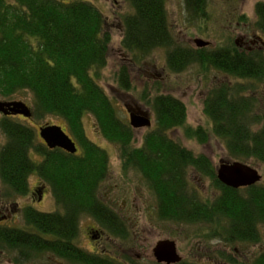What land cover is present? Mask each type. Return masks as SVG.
Wrapping results in <instances>:
<instances>
[{
    "label": "trees",
    "instance_id": "obj_1",
    "mask_svg": "<svg viewBox=\"0 0 264 264\" xmlns=\"http://www.w3.org/2000/svg\"><path fill=\"white\" fill-rule=\"evenodd\" d=\"M128 1L133 12L124 17L122 48L132 52L134 62L156 47H163L167 48L168 65L173 72L192 64L202 69L209 64L233 76L264 77L263 70L249 71L252 67L240 65L237 55L234 59L229 58L230 52L228 57L224 56L220 48L175 46L167 21L166 0ZM200 1L203 0H187V4ZM255 9L264 19V2H257ZM109 43L106 19L89 1L0 0V97L16 99L14 96L20 92H29L32 105L28 106L34 117H60L85 144L84 156L54 154L37 144L33 129L4 118L0 127L6 142L0 149V178L5 188L16 195L25 194L28 176L40 170L39 174H46L57 189L65 191L64 196L55 197L57 204L69 198L77 204L101 206L94 194L69 197L66 193L77 189L93 192L100 183L102 173L97 164L104 163L105 155L100 151L93 153L95 145L85 138L82 126V117L91 114L99 132L117 145L125 170L130 166L145 175L155 193L161 219L202 230L208 234L206 237L224 239L226 244L260 242L258 230L264 228V182L238 189L228 187L217 179L205 156L194 154L175 141L166 130L183 127L186 137L202 143L208 134L201 126L193 128L186 124L185 106L176 96L158 93L147 101L156 114L157 125L142 137L140 146H133V129L120 117L113 100L98 82L108 62ZM116 80L121 89L130 90L125 64L118 68ZM253 102L237 87L217 85L204 101V112L212 122V133L226 143L228 157L264 164V113L257 116ZM255 125L257 130L253 132ZM32 149L44 155L41 164L35 165L30 156ZM190 171L210 179L215 191L212 198H203L202 191L190 184ZM53 215L25 210L24 220L37 227L35 241L21 229L0 227V248L3 243L13 247L22 256L19 261L26 263L36 256L34 253L59 251L61 245L57 240L48 243L43 238L50 233L58 239L65 237L63 246L69 252L70 222L55 223L49 219ZM243 264H264V248Z\"/></svg>",
    "mask_w": 264,
    "mask_h": 264
},
{
    "label": "rangeland",
    "instance_id": "obj_2",
    "mask_svg": "<svg viewBox=\"0 0 264 264\" xmlns=\"http://www.w3.org/2000/svg\"><path fill=\"white\" fill-rule=\"evenodd\" d=\"M63 1L71 2L74 0ZM86 1L91 2L103 13L107 29L110 33L108 62L100 73V77L98 78L99 84L113 100L120 117L128 123V112L125 105H138L142 110L147 112L150 110L148 113L151 119V126L148 128H132L133 146H140L142 137L148 130L155 129L157 125L156 114L151 106L147 104V101L158 93L171 94L184 104L186 124L193 128L202 126L208 134H206V140L203 143L194 137H186L183 127L171 129L170 131L166 130L169 132V135L182 146L190 149L194 154L205 156L212 163L214 170L220 165L221 161L232 160L228 157L226 143L212 133V122L204 114L203 108L206 91L210 87L215 86L216 83H219L225 77L224 74L212 67H209V70L206 71V66L202 69L197 64H193L187 70L173 72L168 65L167 48L163 47H156L146 56H142L143 58L135 59L134 62L132 52H125L122 48L124 17L133 12L129 1ZM258 1L263 0H203L190 5L187 4V0H166L167 21L176 42L175 46L194 47L193 41L196 38L207 42L208 45H206L210 48L223 46L228 41L232 43V39L236 34V23L239 22L240 25L246 22L248 24L253 23L255 18L254 5ZM202 48L204 47L202 46ZM121 64L126 65L131 85L130 90L121 89L117 83L116 72ZM242 83L246 87V93L256 97L262 96L263 92L261 90H264V87L260 86L256 94H254L252 91L255 89L251 90L245 84L248 82L244 80ZM14 98L24 100L29 106L32 105V95L27 91L20 92ZM0 99L8 98L0 97ZM260 107L261 105H259ZM21 122L34 129L37 144L40 143L37 135L38 127L46 123H52L60 125L77 143L80 151H85V144L80 142L79 136L75 132H72L73 130L67 127L63 119L58 116L46 115L40 118L33 116L30 120H21ZM82 126L85 138L95 145L96 150L93 153L97 155L98 151H100L105 155L104 163L97 164L101 167L99 173H102L98 189L101 192L104 191V199H110L112 201L110 204L112 205H121L122 200H125V215L133 222V229L142 238L139 244L140 249L135 248L134 242L138 234L134 239H128L123 243L124 248H131L129 249L130 255L135 256L141 253V248L145 247V243L149 244V248L156 240L163 238L173 239L177 243L179 253L183 255L182 257L195 261L198 264H243L246 256L251 252L256 255L260 249L264 248V228L258 230L261 238V241L258 243L252 245L241 244L239 242L226 244L224 239L206 237L208 234H204L202 230L199 231L186 225H174V223H171L167 219H161L158 215V204L155 193L148 186V181L142 171L130 166L125 170L117 145L106 139L99 132L96 127V121L91 114H86L82 117ZM256 130L257 126H252L251 131L255 132ZM5 142L6 136L0 130V149ZM30 153L35 165L41 164L44 161V155L39 153L38 150H31ZM249 165L258 169L261 175L259 182L263 183L264 164L249 163ZM38 171L41 172L40 170ZM39 172L34 170V173L29 176L28 181L31 187H41L45 183L44 181H47V184L49 183V180L46 179L48 176L46 174H39ZM46 173H48V170H46ZM188 180L191 185L198 187L202 191L203 198L210 199L214 196V186L211 185L210 179L200 178L190 171L188 173ZM50 187L48 184L47 189ZM4 189L5 184L0 178V190L3 191ZM36 198L37 194L34 195L33 202ZM33 202L28 195L17 198L16 196H2L0 193V217L5 215L6 210L11 212L14 204L17 208L22 209L27 205L33 204ZM103 202L106 203V201ZM39 204L46 207V209H52V206L55 205L51 195ZM11 217L17 222L18 226L24 225L26 222L23 214L11 212ZM91 225V223L87 224V226ZM84 228L85 225L82 226V230ZM29 230L27 229V231ZM170 231L172 232L171 235L169 234ZM90 242L85 237L80 242V246L83 249L91 248V244L93 243ZM118 243L119 241H114V244L110 247L121 252L116 248V244ZM46 253L45 251H41L39 255L34 256L31 260H34V262L35 260L39 261L38 264H42L43 259L47 258L45 256L43 258V255ZM34 262L28 264H35ZM1 264H5V262L3 261Z\"/></svg>",
    "mask_w": 264,
    "mask_h": 264
},
{
    "label": "flooded vegetation",
    "instance_id": "obj_3",
    "mask_svg": "<svg viewBox=\"0 0 264 264\" xmlns=\"http://www.w3.org/2000/svg\"><path fill=\"white\" fill-rule=\"evenodd\" d=\"M258 2H264L258 1ZM257 2L255 3V5ZM254 5V13L255 18L253 23H236L237 28L235 31V36L233 37L232 43L230 41L226 42L223 46H217L210 48L209 46L205 45L204 48L207 47L208 50L214 49V48H220L224 52V56H227L228 52L231 53L229 55V58L234 59V56L237 55V61L240 62V65L244 64L246 66L252 67V69H249V71H252L254 69L263 70L264 71V19H261L260 16L256 13ZM200 39V38H196ZM194 47L190 46L193 49H201L202 46H197L195 43V39L193 41ZM185 47V46H183ZM228 57V56H227ZM240 59V61H239ZM236 60V58H235ZM193 65V64H192ZM191 65V66H192ZM190 66V67H191ZM190 67H187L184 70L189 69ZM210 65L207 64L206 71L209 70ZM226 65V69H227ZM220 72L224 74V78L219 81V83H216L215 86L218 85V87L221 86H228V87H237L240 89L241 94L246 97H252L255 102L254 106L257 109L256 115L260 116V113H264L262 109H264V90H261L262 96L256 97L254 95L246 93V87L243 85V81L245 80L248 83H245L248 88L253 90L252 93L256 94L257 89L261 86L264 87V77L254 78V77H240V76H233L228 71H225L224 69H220ZM260 75V73H259ZM213 86V87H215ZM210 87L204 96L203 100V108H204V101L207 97V95L210 93V90L213 88ZM3 100H19V99H3ZM261 107L259 108V105ZM126 111L129 112H137L138 110H142L138 105L128 106L125 105ZM140 108V109H139ZM150 110H148L149 112ZM147 111L146 113L149 114ZM204 114L207 116V114L204 112ZM14 121L16 123H19L23 126H26L30 128L29 126L25 125L21 122V120H30L33 118V114L30 117H25L22 114L19 113H10V114H3L0 112V125L2 123L3 119ZM150 118V117H149ZM209 119V117L207 116ZM151 120V119H150ZM51 123L43 124L50 125ZM151 125V121H150ZM256 126V125H255ZM150 127V126H148ZM202 127V126H201ZM39 128L37 129V135L39 133ZM203 128V127H202ZM33 129V128H30ZM1 130V127H0ZM34 130V129H33ZM2 131V130H1ZM39 137V135H38ZM40 143L45 151L52 152L56 154L57 152H63V153H70L66 150L60 148V147H49L40 137ZM76 143V142H75ZM76 152L70 153L74 154L77 157L84 156V151L81 150L79 146L76 143ZM33 150V149H32ZM31 152V151H30ZM31 154V153H30ZM34 173L32 171L30 175ZM29 175V176H30ZM28 176V178H29ZM49 181V185L51 186L49 189H47V181H44L45 183L42 184L41 187L34 188L29 185V181L27 179V191L25 194L22 195H16L12 193L11 191H8L4 189L3 191L0 190V193L2 196H16L17 198L30 196L31 201L33 202L34 195L37 194L36 200L31 205H27L23 207L22 209L17 208L14 204V206L11 209V212L16 214H23L25 210H31V212H38V213H47V214H54L49 219L55 220V223L61 222L62 224L65 223L67 220L70 222V225L68 227H71L70 230H72L71 234V240L70 243L72 245V248L69 252H66L65 246V237L64 238H56L52 236L50 233L46 236H43L45 240H47L48 243H52L54 241H58V243L61 245L58 252H52L51 250H48L46 254L43 255L47 257L45 260L43 259L42 264H198L195 261L185 259L182 257L179 253V249L177 247V243L170 238H163L156 240L153 245H151L149 248V244L147 245L145 243V247L141 248V253L134 255L129 254V249L124 248L123 243L127 241L128 239H134L135 236L138 234L136 230L133 229V222L128 219V217L125 215L126 210L124 209L125 200H122V204L120 205H112V201L110 199H104L105 194L104 191L101 192L98 188L95 189L93 192H82L78 191H69L66 192L70 195H77V197L83 196V195H90V196H96L98 198V202H100L102 205L94 207L93 206H86L82 205L81 203L75 202L72 199L69 198L65 199L63 202L57 204L56 203V196H64L65 191H61L60 189H57V184L55 182H52L50 177L46 178ZM47 185V186H46ZM97 187V184L96 186ZM106 192V191H105ZM85 193V194H84ZM94 194V195H93ZM103 194V195H102ZM53 197L54 206H52V209H46V207H43L41 204V201H43L48 196ZM101 196V197H100ZM103 201H106L103 202ZM65 204V205H64ZM86 206V207H85ZM86 210V211H82ZM5 215L0 217V227H6V228H13V229H21L26 233L28 236H31L33 239L34 235L37 234V227L31 223V222H25L24 225H19L15 220L11 217V212L9 210L5 211ZM92 224L91 226H87V224ZM66 225V224H65ZM85 225L84 230H82V226ZM175 225V224H174ZM27 229H30L27 231ZM140 230V229H139ZM142 232V231H140ZM83 233V234H82ZM85 233V234H84ZM171 231L169 234L171 235ZM68 234L67 232H63V235ZM86 235V236H85ZM140 234L136 236L135 239V248L140 249L139 244L141 243L142 238L139 237ZM87 237L93 244L92 247H88L87 249H83L80 246V242ZM173 237V236H172ZM35 241V239H33ZM119 241L118 244H116V248L120 250L121 252L116 251L115 249H112V244H114V241ZM160 240H168L172 241L174 243L175 252L179 256L180 260L177 262H172L170 259H165L164 261H158L156 252L154 248L156 247L158 241ZM90 242V243H91ZM3 243V241H2ZM89 243V244H90ZM3 247L0 248V264L4 261L5 264H28L32 261L29 259L25 263V261L21 262L19 261V258L22 257L18 254V251L14 249L13 247H8L4 243L2 244ZM226 245V244H224ZM111 246V247H110ZM236 250V248H234ZM35 251H33L34 253ZM34 255H37L34 253ZM253 253L251 252L248 256H246L244 262H248L251 257H253ZM35 264H38L39 261L34 262Z\"/></svg>",
    "mask_w": 264,
    "mask_h": 264
},
{
    "label": "water",
    "instance_id": "obj_4",
    "mask_svg": "<svg viewBox=\"0 0 264 264\" xmlns=\"http://www.w3.org/2000/svg\"><path fill=\"white\" fill-rule=\"evenodd\" d=\"M195 43L197 46L207 44V42L200 39H195ZM0 112L3 114L19 113L25 117L32 115L31 109L21 100H0ZM129 124L133 128L145 127L150 125V119L144 110L129 112ZM39 136L49 147H60L70 153L76 152L75 143L59 125L40 126ZM216 177L222 184L235 189L251 186L261 179L256 167L237 160L221 161L216 169ZM154 250L158 261H164L167 258L172 262L180 260L172 241L160 240Z\"/></svg>",
    "mask_w": 264,
    "mask_h": 264
},
{
    "label": "bare ground",
    "instance_id": "obj_5",
    "mask_svg": "<svg viewBox=\"0 0 264 264\" xmlns=\"http://www.w3.org/2000/svg\"><path fill=\"white\" fill-rule=\"evenodd\" d=\"M225 162H227V161H225Z\"/></svg>",
    "mask_w": 264,
    "mask_h": 264
}]
</instances>
